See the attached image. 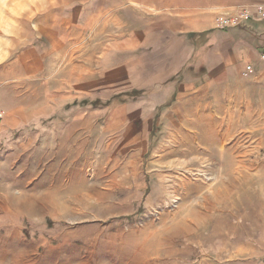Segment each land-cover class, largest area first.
Returning a JSON list of instances; mask_svg holds the SVG:
<instances>
[{
  "label": "rangeland",
  "instance_id": "rangeland-1",
  "mask_svg": "<svg viewBox=\"0 0 264 264\" xmlns=\"http://www.w3.org/2000/svg\"><path fill=\"white\" fill-rule=\"evenodd\" d=\"M25 14L0 0V264H223L249 246L264 259V156L233 170L207 110L174 123L153 107L152 54L149 73L106 76L103 99L56 103L40 79L10 78ZM89 116L92 139L76 124Z\"/></svg>",
  "mask_w": 264,
  "mask_h": 264
},
{
  "label": "crops",
  "instance_id": "crops-1",
  "mask_svg": "<svg viewBox=\"0 0 264 264\" xmlns=\"http://www.w3.org/2000/svg\"><path fill=\"white\" fill-rule=\"evenodd\" d=\"M24 1L23 42L30 44L3 69L10 78L40 79L54 102L103 99L106 76L149 73L152 54V106L175 109L174 123H191L194 108L207 110L205 122L218 127L208 143L224 141L233 170L242 163L256 170V157L264 156V15L257 9L264 11V0ZM237 7L249 9L247 21L216 27L218 15ZM248 64L254 70L245 75ZM125 80L122 92L130 88ZM146 83L136 89L146 92ZM76 124L92 139V116ZM257 251L249 246L246 260L238 255L223 264H264Z\"/></svg>",
  "mask_w": 264,
  "mask_h": 264
},
{
  "label": "built area",
  "instance_id": "built-area-1",
  "mask_svg": "<svg viewBox=\"0 0 264 264\" xmlns=\"http://www.w3.org/2000/svg\"><path fill=\"white\" fill-rule=\"evenodd\" d=\"M258 11L264 15L263 7L257 6ZM250 17V12L247 7H237L232 13H225L218 15L215 18L216 27L220 29L236 27L241 25L243 22L247 21ZM262 51L260 52V60L264 61V42L261 45ZM254 67L248 64L244 70V74H249L253 72ZM3 120V114L0 112V123Z\"/></svg>",
  "mask_w": 264,
  "mask_h": 264
},
{
  "label": "trees",
  "instance_id": "trees-1",
  "mask_svg": "<svg viewBox=\"0 0 264 264\" xmlns=\"http://www.w3.org/2000/svg\"><path fill=\"white\" fill-rule=\"evenodd\" d=\"M81 103H82V104H86V100H82ZM91 103H92V102H90V104H91Z\"/></svg>",
  "mask_w": 264,
  "mask_h": 264
}]
</instances>
